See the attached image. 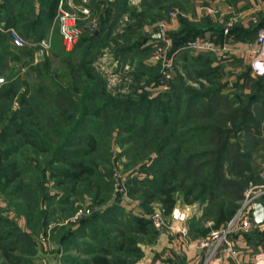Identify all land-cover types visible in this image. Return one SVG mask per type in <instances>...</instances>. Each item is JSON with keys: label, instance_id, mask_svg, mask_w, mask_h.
<instances>
[{"label": "trees", "instance_id": "1", "mask_svg": "<svg viewBox=\"0 0 264 264\" xmlns=\"http://www.w3.org/2000/svg\"><path fill=\"white\" fill-rule=\"evenodd\" d=\"M90 2L93 4L91 6L88 4L90 8H94V6L100 8L99 2L95 3L94 0ZM58 3L59 0H41L39 13L35 15L34 0H0V70L9 67L10 59L16 60V56H12L9 44L11 41L9 29L18 28L21 19H32L36 16L37 18L30 22L29 28L24 31L22 37L27 40L35 37L33 35L40 36L44 22L53 20L57 14ZM116 4L110 0L102 1L104 17L101 19V26L105 29L104 32H110V29H113L116 24L118 17L111 16V7ZM109 8L110 11H107ZM106 13H109L108 16ZM211 21L208 16H202V27L198 28L189 27L188 21L184 22L186 27L173 34L174 48L185 47L193 40L204 39L207 32H209L211 40L220 44L230 36L235 39L247 37L264 27V16L257 17L251 23L249 30H243L233 24L230 25L227 33H224V24L220 28L216 25L212 26ZM83 28L88 30L90 26ZM82 29L79 31L77 42L79 39L83 41L85 49L76 64L81 75L78 76L75 73V66L67 60L66 64L71 68L68 74L70 76L68 89L50 91L44 86H40L35 92L36 96L31 98L19 95V86H15L16 80L0 84V97L2 98L0 102V123H2L0 128V182L3 184L4 190L8 189L9 193L14 194H20L27 190L28 183L22 176L23 164L16 156H11L12 154L17 155L23 145L32 147L36 152L52 151L51 165L49 164L50 166L41 171L44 178L46 169H50L48 173L52 177L61 179L62 186L68 184V189L73 194L76 193L77 187L82 182L93 185L92 177H95L96 167L86 158V154L93 152L99 141L95 138L97 135L94 134L96 131L92 126L93 119L100 118L97 124H93L97 125V128L104 129L108 128L106 120L114 117L119 124L118 131L128 134L126 142L133 141L132 147L139 145L145 152V156L141 160L147 164L141 172L144 171L146 174L143 178H139L137 174L130 182L132 185L135 184L144 189L142 193L144 200L141 205L145 207L146 212L132 215L124 226H115L111 230L109 228V232L116 233L114 238L95 239L94 235H89L95 244L73 243L72 235L76 237L85 235V229L91 224L88 219L80 220L78 224L73 228L71 226L67 231H63L64 228H62L60 236L58 235L60 227L58 225L51 227V230L56 231V235H51L49 238L56 243L55 245H71L78 252L76 255L64 253L60 259L65 264H133L143 256V246L153 244L161 233L147 215L151 211V204L158 202L163 214L170 215L177 201L175 196L177 192L182 193L183 200L187 204L196 202L205 204L202 212V224L194 222L190 225L192 227L188 234L190 237L193 235L192 238H203L211 230L220 228L235 214L244 196L243 190L247 182L253 179V176L242 177L240 178L243 179L242 181L233 182L232 191L227 194L225 192L230 185L223 179V164L234 153L233 151L237 152L238 158L249 160L250 155L241 154L242 152L239 150L240 142L238 140L240 141L241 136L237 135L242 131L250 132V126L245 123L248 115H251L254 103L263 96L264 84H259L257 90L248 97L245 112L247 118L237 125L233 124L236 125V129L229 127L227 121L223 119V115H220L222 114L221 107L227 106L230 101L227 94L222 92L220 82L215 81L220 79L223 73H226L225 65L219 62L212 51H200L202 53L199 56L202 57V61L197 75L212 87H216L215 89L206 88L202 84V92L191 95L187 99H184L183 93L179 92L177 88L167 94L160 92L151 98L148 96V89H144L136 98L128 95L121 97L112 95L106 89L105 80L95 73L93 66L94 60L102 53L100 49L108 44L107 34L97 33L95 36H82ZM123 35L119 33L117 36ZM77 42L72 50L78 47ZM189 51L192 52L191 49ZM200 57L199 59H201ZM45 66L47 70H50L49 65L45 64ZM82 76L86 77L89 82L80 98H75L74 96L78 92L81 93L78 85L82 81ZM259 79L263 81L264 76ZM251 85L253 86V84ZM43 91L44 98L38 97V92ZM16 99L17 107H15ZM203 103H206V106ZM198 105L202 108L201 110L196 108ZM182 107H184L183 110ZM194 110L199 113L191 115ZM78 111L79 114L76 115L75 113ZM197 115L202 117V121L196 119L199 117ZM249 122L253 121L249 119ZM60 123L69 128L64 134L54 133ZM87 129L90 133H85ZM54 135H57V141L53 140ZM232 135L237 139L236 142L234 140V142H230L233 138ZM258 135L251 133L246 136L248 141H251L253 149L257 148L264 138ZM60 137H62V141L59 140ZM199 138L206 141L205 145H214L213 149L202 150L200 153L192 148L191 144H185ZM74 145H84L86 148L74 149ZM237 165L239 173L244 169L249 170L241 163H237ZM182 173H189L193 176ZM95 187L92 199L96 200V205L101 206L105 203L106 198H99V195L96 194L98 190L95 191ZM131 190L134 191V189ZM22 197L27 201V204H25L26 210L20 212L21 215L23 213L29 219L35 217L36 221L38 217L39 220L41 218L40 229L44 227L46 230L49 223L46 221L47 216L44 217V220V214L42 216V213L38 211L39 196L24 194ZM66 202H68L67 199L64 200V203ZM35 211L40 213L39 216ZM117 213L119 214V212ZM112 216L114 218L112 217L104 223H118L117 218ZM117 217L120 216L117 215ZM207 221L210 222V225L204 224ZM28 222L30 223V221ZM258 232L255 230L251 234L244 235H255ZM24 233L16 219L4 216L0 212V254L7 264H36L21 254L23 248L18 245L17 240L19 235ZM88 234L86 235L88 236ZM81 245L84 247H80ZM55 247L54 249H56ZM81 252L84 257L79 256Z\"/></svg>", "mask_w": 264, "mask_h": 264}, {"label": "rangeland", "instance_id": "2", "mask_svg": "<svg viewBox=\"0 0 264 264\" xmlns=\"http://www.w3.org/2000/svg\"><path fill=\"white\" fill-rule=\"evenodd\" d=\"M90 1L73 0L76 6L89 8V15H79L77 25L79 31L85 26H90L88 30L87 28L82 29V36H95L97 33L107 34L106 41L108 44L100 49L102 53L94 60L93 66L95 67V73L105 80L106 89L110 94L119 97L128 95L136 98L140 92L148 89V96L151 98L160 92L167 94V92L174 91L177 88L179 92L183 93L184 99H187L191 95L202 92V84L206 88H216L197 75V71L201 68L202 57L199 55L202 50L191 49L189 47L190 42L185 47L174 48L173 45V34L186 27L184 22L188 21L189 27H202V0H110L112 3H117L111 7V16L115 15L118 17L114 28L110 29V32H104L105 29L101 26V19L104 17V9L101 5L103 0H94L95 3L99 2L100 8L95 6L90 8L93 5ZM107 11H110V8ZM207 13L213 16L211 18L207 15L212 20V26L216 25L221 28L224 24V33L225 31L228 32L230 25H233L231 23L233 21L229 20L230 18L222 19L226 15L223 16L218 9H212L207 11ZM106 14L108 16L109 13ZM30 19H21L20 25L14 30L23 36L24 31L29 28L30 22L35 17ZM126 21L127 23H125ZM176 23L177 25H175ZM119 33L124 35L118 37ZM33 36L35 37L27 39L28 43L20 48H16L10 41L12 56H16V60L10 59L9 67L0 70V78L3 79L0 84L16 80L15 86H19V95L30 96L31 98L36 96L35 92L40 86H44L50 91L68 89V83L70 82L68 74L71 68L67 66L66 61L69 60L75 66V73L80 76L81 73L76 64L85 49V43L79 39L77 48L72 51L65 49L59 34L57 14L53 20L44 22L40 36ZM204 39L212 44L214 48L212 51L213 55L217 57L214 53L216 50L214 41L207 38ZM44 41L48 44V48L42 46L41 43ZM197 56L201 59L199 57L197 59ZM221 60L219 62L224 64V58ZM45 64L49 65L50 70H47ZM238 65L237 70L227 71L226 69V73H223L220 79L215 80L220 82L222 92L227 94L230 101L227 106L221 107L220 112L222 114L220 115H223L222 117L227 121L229 127H235V129L237 124L247 118L245 112L247 110L248 97L257 90L259 84H264V80L259 79V77L264 76V73L258 70L254 72V68L251 71V66L247 64L238 63ZM81 80L78 85L81 93L78 92L74 96L75 98H80L82 91H84L86 84L89 82L83 76ZM180 83L182 84L180 85ZM43 93L44 91L38 92V97L44 98ZM262 98L259 100L258 105L257 102L254 103V108H251V115H248L249 117L245 124L250 126L251 133L259 134L258 136L263 138L264 134L262 136L260 131L264 128V122L260 114L264 108ZM1 101L2 98L0 97ZM17 102L16 99L15 107L18 106ZM44 103L48 104L45 101ZM204 105L206 106V103ZM196 108L202 109L200 105ZM183 109L184 107H182ZM197 113L199 112L194 110L191 115ZM75 114L78 115L79 111ZM213 114H216V112H213ZM243 116L245 117L243 118ZM99 119L94 118L93 123L97 124ZM196 119L202 121L201 116L196 117ZM249 119L253 122H249ZM116 120L114 117L106 120L108 128L104 129L101 127L97 128V125L94 126L92 123V126L95 127V130H93L96 131L94 134L97 135L95 138L99 141L95 145V150L86 154V158L89 163L96 167L95 177H92L93 185L86 182L80 183L75 194L69 191L68 184L62 186L61 183L63 181L61 179L52 177L48 173L50 169H46V177H43L41 171L51 165L50 162L53 159L52 151L49 150L47 153L36 152L32 147L23 145L17 155H11L16 156L23 164L22 169L24 172H22V176L28 185H26L27 190L20 194H14L9 193L8 189L4 190L3 184L0 182V212L4 216L16 219L23 232H25L23 235H19L18 238L20 240H17L18 245L23 248V253L21 254L25 258L36 264H65L60 259L62 258L61 255L64 253L76 255L78 252L71 245H55L56 243L49 238L51 235H56V231L51 230V227L58 225L60 227L58 235L60 236L62 228H64L63 231H67L71 226L73 228L78 224L80 220L88 219L91 224L85 229V235L78 237L72 235L73 243L95 244L89 235H94L95 239L114 238L116 233L109 232V228L111 230L115 226H124L132 215L146 212L145 207L141 205L144 200L142 196L144 189L135 184L132 185L130 182L137 174L139 178H143L146 174L144 171L141 172L147 164L141 160L144 158L145 152L139 145L132 147L133 141L131 143L126 142L128 134L118 131L119 124ZM60 124L54 133L60 132L64 134L69 129L68 126L65 127V124ZM1 126L2 123H0V128ZM250 132L242 131L237 135L241 136L240 141L238 140L240 142L239 150L242 152L241 154H249V160L238 158L237 152L233 151L234 153L232 152L233 154L223 164V179L228 181L226 183L230 185L225 192L227 194L232 191V183L242 181L243 179H240L242 177L253 176V179L247 182L243 194L250 190L251 187L264 186V138L262 139L263 142L261 141L257 148L253 149L251 141H248V137L246 138L248 134H251ZM85 133H90V131L87 129ZM53 137V140H58L57 135ZM233 138L230 142L237 141L236 138ZM185 144H191L192 148H195L200 153L202 150L213 149L214 146L212 144L205 145L206 141L201 138ZM54 146L55 144L53 143ZM75 148L86 147L77 145ZM237 163H241L242 166L249 168V170L244 169L239 173L237 171ZM182 174L193 176L189 173ZM94 187L95 191L96 189L98 190L96 194L99 195V198H106L105 203L101 206L96 205V200L93 201L92 199L95 193ZM131 189H134V191ZM24 194L26 196L32 194L39 196L38 211L42 213V216L44 214L43 218L47 216L46 221L49 223L46 230L44 227L40 229L41 218L39 220L38 217L36 221L35 217L29 219L23 213L21 215L20 212L26 210L25 204H27V201L22 197ZM175 196L177 201L170 215L163 214L158 202L151 204V211L147 215L152 219L153 224L160 229L161 233L165 231L173 233L176 223L178 227L174 232L181 233L184 225H188L187 236L190 229L192 230V227H190L192 223L200 222L199 224H202V212L205 204L199 202L187 204L184 202L181 192H177ZM65 199L68 202L64 203ZM39 212L35 211L37 216H39ZM177 213L185 214L184 222L175 218L174 214ZM112 215L117 218L118 223H104L106 220L109 221L113 217ZM117 215L121 218L117 217ZM204 224L210 225V222L207 221ZM201 238H197L195 243L196 250H198L197 242ZM48 240L50 241L49 243ZM151 245L143 246V249ZM54 246H56L57 250L54 249ZM80 247L84 246L81 245ZM79 254H81L79 256L84 257L82 252ZM198 258H200L201 264V252L200 255L198 254ZM157 263L174 264L169 257H158L153 264ZM0 264H7L1 254Z\"/></svg>", "mask_w": 264, "mask_h": 264}, {"label": "crops", "instance_id": "3", "mask_svg": "<svg viewBox=\"0 0 264 264\" xmlns=\"http://www.w3.org/2000/svg\"><path fill=\"white\" fill-rule=\"evenodd\" d=\"M202 16L209 15L207 11L218 9L223 14L222 19L232 20V24L243 30H249L251 23L259 16H264V0H202ZM41 0H34L36 8L35 15L39 13ZM34 15V16H35ZM35 18H37L35 16ZM220 19V18H219ZM177 25V23L175 24ZM204 38L210 39V34L207 32ZM257 32L247 37L235 39L232 36L226 38L222 43L216 44L215 54L219 61L224 58L225 70H237L240 64L251 66V71L254 68L264 73V43L261 44L256 40ZM211 40V39H210ZM264 101V92H263ZM259 101L257 102L258 105ZM264 107V106H263ZM261 119L264 122V108L261 111ZM261 134H264L262 128ZM259 131V132H260ZM254 132V131H252ZM262 196V198H261ZM264 202V190L258 196ZM173 233L165 231L161 233L156 241L151 245L144 247L143 256L133 264H153L158 257L171 258L174 264H200L195 243L197 238L192 239L189 235L184 236L181 233H176L177 223L174 225ZM258 234L255 235H240L235 239V255L233 259H223L212 262L211 264H254L259 253H264V224L257 229ZM175 233V234H174ZM199 252V253H198ZM198 253V254H197Z\"/></svg>", "mask_w": 264, "mask_h": 264}, {"label": "built area", "instance_id": "4", "mask_svg": "<svg viewBox=\"0 0 264 264\" xmlns=\"http://www.w3.org/2000/svg\"><path fill=\"white\" fill-rule=\"evenodd\" d=\"M79 15H89V8L86 6H76L73 0H59L57 13L59 34L67 51L72 50L77 42L79 35L77 20L79 19ZM226 32L227 31H225V33ZM9 33L10 40L15 47H23L28 43L14 29H9ZM256 40L261 44L264 43V27L258 29ZM45 41L41 44L44 48H48V44ZM189 47L194 50H214L212 44L206 39L193 40L189 43ZM1 81H3V79L0 78V82ZM256 188L257 187H251V189L244 194L235 214L224 225L218 229L211 230L206 237L201 238L197 242V249L202 253L201 264H211L212 262L220 261L224 258L233 259L235 255L236 237L244 234H251L261 226L255 222L253 212L254 204L263 191L262 188H264V186ZM174 216L178 220L185 221V214L183 213H177L174 214ZM187 233L188 225L185 224L181 234L186 236ZM234 264L241 263L234 262ZM254 264H264V253H259L257 255Z\"/></svg>", "mask_w": 264, "mask_h": 264}, {"label": "water", "instance_id": "5", "mask_svg": "<svg viewBox=\"0 0 264 264\" xmlns=\"http://www.w3.org/2000/svg\"><path fill=\"white\" fill-rule=\"evenodd\" d=\"M253 216L258 225L264 224V202L257 200L254 204Z\"/></svg>", "mask_w": 264, "mask_h": 264}]
</instances>
